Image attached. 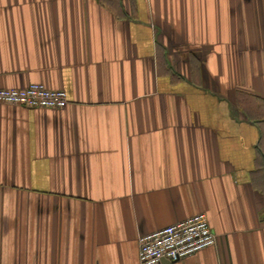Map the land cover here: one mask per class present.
<instances>
[{
  "label": "crops",
  "instance_id": "0c3cea01",
  "mask_svg": "<svg viewBox=\"0 0 264 264\" xmlns=\"http://www.w3.org/2000/svg\"><path fill=\"white\" fill-rule=\"evenodd\" d=\"M0 264H140V237L206 213L175 263L264 264V0H0Z\"/></svg>",
  "mask_w": 264,
  "mask_h": 264
},
{
  "label": "built area",
  "instance_id": "2783aa9c",
  "mask_svg": "<svg viewBox=\"0 0 264 264\" xmlns=\"http://www.w3.org/2000/svg\"><path fill=\"white\" fill-rule=\"evenodd\" d=\"M65 89L49 88L43 83L25 87L0 86V103L32 108L63 109L69 104ZM217 243V234L208 215L199 213L140 237V264H163L187 258Z\"/></svg>",
  "mask_w": 264,
  "mask_h": 264
},
{
  "label": "water",
  "instance_id": "95a60500",
  "mask_svg": "<svg viewBox=\"0 0 264 264\" xmlns=\"http://www.w3.org/2000/svg\"><path fill=\"white\" fill-rule=\"evenodd\" d=\"M165 263H170V261L168 259H163V264Z\"/></svg>",
  "mask_w": 264,
  "mask_h": 264
}]
</instances>
